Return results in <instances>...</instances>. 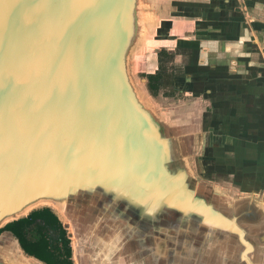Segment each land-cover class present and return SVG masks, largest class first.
Masks as SVG:
<instances>
[{"label":"water","instance_id":"water-1","mask_svg":"<svg viewBox=\"0 0 264 264\" xmlns=\"http://www.w3.org/2000/svg\"><path fill=\"white\" fill-rule=\"evenodd\" d=\"M153 17L145 0H0V229L48 208L74 264H264L260 183L214 184L203 108L175 120L134 80ZM21 256L47 264L3 231L0 264Z\"/></svg>","mask_w":264,"mask_h":264},{"label":"crops","instance_id":"crops-1","mask_svg":"<svg viewBox=\"0 0 264 264\" xmlns=\"http://www.w3.org/2000/svg\"><path fill=\"white\" fill-rule=\"evenodd\" d=\"M215 1L199 14L195 37L176 39L180 89L203 108L219 173L263 191L264 0Z\"/></svg>","mask_w":264,"mask_h":264},{"label":"rangeland","instance_id":"rangeland-1","mask_svg":"<svg viewBox=\"0 0 264 264\" xmlns=\"http://www.w3.org/2000/svg\"><path fill=\"white\" fill-rule=\"evenodd\" d=\"M204 1L206 0H145L147 11L155 17L152 18V26L148 30L141 51H137L132 59V75L137 85L145 94L151 95L147 85L149 84V76L161 75L159 88L156 90L157 94L152 98V101L159 109L168 110L170 116L178 121H182V119L186 120L187 117L184 115L185 108L187 107L186 104L188 101H191L190 99L192 98L190 95L188 96L186 91L183 92L180 89L183 85V80L180 77V73H177L180 69L179 64H181V55L176 47L178 41L176 39L182 40V37H193L197 34L196 32L200 21L198 20V14L202 13V3H204ZM156 22L157 24L155 25ZM157 28H161V32L157 33ZM181 40L179 41V45L181 44ZM176 70L178 71L176 72ZM193 105L195 106L196 112L199 111L197 108L198 106L202 109L201 104L198 102ZM192 115L198 117L196 114ZM187 119L191 120V118ZM208 136L209 135L206 134L205 137L207 138L203 139L202 136L198 135L201 142L199 144L197 141L198 144L196 148H194V153L195 155L197 154V156L200 154L202 156L205 155L203 166L205 165L206 167L215 169V167H210L208 163L209 161L212 162L213 159L215 160L217 157H215L212 147L209 144ZM195 158H193V160L196 165ZM207 176H211L215 179L214 184L217 186L219 185L231 191H234V187L237 188L234 184V175L220 177L218 175L207 174ZM37 208H43V206ZM66 220L67 219L64 218V221ZM40 224L43 227V230L40 231L39 234V238L41 239L40 244L52 246L50 234L52 229L50 224H47L44 220H40ZM68 230L72 238L70 241H72L73 244V246L71 245L73 250L72 256L77 262L80 253L78 236L73 232V228Z\"/></svg>","mask_w":264,"mask_h":264},{"label":"trees","instance_id":"trees-1","mask_svg":"<svg viewBox=\"0 0 264 264\" xmlns=\"http://www.w3.org/2000/svg\"><path fill=\"white\" fill-rule=\"evenodd\" d=\"M160 81V74L149 76V88L154 95L157 94L156 90L159 88ZM190 87L192 86H189V89H191ZM40 220L46 221L51 226L52 246L40 244L39 234L43 230ZM6 230L13 232L27 253L45 261L47 264H74L71 259L72 248L67 231L59 218L50 209L33 211L28 217L13 221L1 228L0 234Z\"/></svg>","mask_w":264,"mask_h":264},{"label":"bare ground","instance_id":"bare-ground-1","mask_svg":"<svg viewBox=\"0 0 264 264\" xmlns=\"http://www.w3.org/2000/svg\"><path fill=\"white\" fill-rule=\"evenodd\" d=\"M198 142H199V144H200V142H201V140H200V138H198ZM45 204H47V205H51L53 208H54V210H56V212H58L60 215H61V217H64V209L63 208H61L60 206H58V205H54V204H52V203H50V202H46ZM65 218V217H64ZM66 219V218H65ZM261 237V236H260ZM259 238V237H258ZM258 241H262L261 240V238H259V239H257ZM258 241H256V243L258 242ZM263 245H264V243H263ZM17 261L18 262H20L21 264H23V263H25V259L21 256L20 258H17Z\"/></svg>","mask_w":264,"mask_h":264}]
</instances>
